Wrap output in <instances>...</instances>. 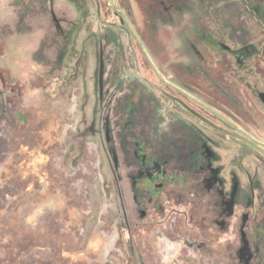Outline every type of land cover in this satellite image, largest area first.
Masks as SVG:
<instances>
[{
	"label": "rangeland",
	"instance_id": "rangeland-1",
	"mask_svg": "<svg viewBox=\"0 0 264 264\" xmlns=\"http://www.w3.org/2000/svg\"><path fill=\"white\" fill-rule=\"evenodd\" d=\"M138 2L0 0V264H264V157L177 107L153 72L264 150V0H186L196 38L187 16L146 28ZM189 39L207 76L185 71ZM155 106L198 146L160 134ZM133 134L157 153L153 175ZM176 160L193 175L173 189Z\"/></svg>",
	"mask_w": 264,
	"mask_h": 264
},
{
	"label": "trees",
	"instance_id": "trees-1",
	"mask_svg": "<svg viewBox=\"0 0 264 264\" xmlns=\"http://www.w3.org/2000/svg\"><path fill=\"white\" fill-rule=\"evenodd\" d=\"M245 7L250 10L252 8L251 5H249L246 0H242ZM262 3V2H261ZM138 6L140 7L141 12L143 13V20H144V25L145 27H150V26H162V27H173L174 25V21H173V15H179L182 16L184 18V20H186V16L191 20L190 22L187 23V25L189 24V27L191 29L192 35L193 37L196 38V30H197V25H196V19H195V15H197V11L195 10V7L193 4L186 2V0H144V2H138ZM124 12H127L126 9L127 7L125 5H122L120 7ZM250 12H253L252 9L250 10ZM135 40V39H134ZM135 44L136 46L139 48L142 57L144 58L145 62L147 63V65L149 66V68H151L153 70L152 65L150 64V62L148 61L146 55L143 52L142 47L140 46V44L135 40ZM195 42L192 40H182L180 41V43L178 44L182 49V55L181 56V60H182V64H184L185 67V71L188 74H194L195 72L198 73V76H207V73L204 69H202L199 66V61L196 59V55H197V50H195L194 47ZM177 45V46H178ZM178 46V48H179ZM154 75L155 77H157L159 79V83L155 84V85H161L163 88V91L168 94L169 96H172L180 101H182L184 104L191 106L187 103V99H189L188 95L185 94L180 87L184 88L185 90L189 91L191 94L195 95V91L189 87L188 85H186L184 82H180L179 80H176V84L179 85L177 86L176 84L173 83H167L165 82L154 70ZM201 74V75H200ZM212 83L214 84V82L212 81ZM215 85V84H214ZM143 93L148 96H154L152 94V92L150 91H143ZM140 95V93H139ZM191 99V98H190ZM193 101V100H192ZM195 102V101H194ZM196 103V102H195ZM136 106V103H134L133 101H131L128 106H126V108H128L129 106ZM175 105L179 108H181L177 103H175ZM125 108V109H126ZM153 114L155 116L152 117V120H154L155 122L159 123L160 128H164L163 132H160V134H162L163 136H170V137H174V138H178V137H184L185 135V139L186 141L188 140L189 143H191L194 146H198L196 145L197 142V138L195 136V134H193L191 131H183L180 129L183 128L182 125L179 124V116L173 114L170 109L168 110L167 108H165V106H155L154 110H153ZM199 114L201 116H205L203 113ZM125 117V116H124ZM207 120L211 121L208 117H205ZM126 119V123H127V118ZM123 121V119H122ZM123 123V122H121ZM221 127V126H220ZM126 129H130L126 128ZM184 129V128H183ZM168 130V131H167ZM131 137H136V139H138V145L134 148V151L131 153L132 157H137L140 161H146L145 162V167H146V171L147 174L149 175H153L152 173V168L153 166H155L157 164L156 161L157 160V153L156 151H154L153 147L151 145H147L146 141L144 140V136H139L138 134H133ZM191 140V141H190ZM200 149V147H199ZM130 151V150H129ZM132 151V149H131ZM201 151V149H200ZM153 157L155 159L154 160H148V158ZM135 162V161H133ZM137 163V162H136ZM136 163H134L136 165ZM167 166H169L170 164H166ZM165 165V166H166ZM164 167V165L162 166ZM169 172L167 174H164L165 177H172L173 179L168 182L166 181L168 187H171L173 189H178V188H183L186 185V181L193 175L191 170L189 168H186L184 163L179 162L178 160H176V165L173 168L168 169ZM182 182V186L179 185L178 182ZM199 185V189L201 192H205L204 189V185L202 183H198ZM162 188L164 187V185L161 186ZM149 188H154V185H152ZM198 190V189H196ZM197 193V192H196ZM257 223H255V228L257 227ZM260 228H262L260 226ZM243 232L246 234L247 236V230L246 228L244 229L242 227ZM264 230V228H263ZM252 241H254L255 243H257V247H258V251L261 253V255L264 256V231H258L255 232L254 235L252 236Z\"/></svg>",
	"mask_w": 264,
	"mask_h": 264
},
{
	"label": "water",
	"instance_id": "water-1",
	"mask_svg": "<svg viewBox=\"0 0 264 264\" xmlns=\"http://www.w3.org/2000/svg\"><path fill=\"white\" fill-rule=\"evenodd\" d=\"M141 46H142L143 50L145 51V47L143 45H141ZM163 79L165 80V82L170 83V81L166 77H163ZM165 96H167L169 99H171L172 101H174L178 105H180L186 112H188L190 115H192L198 121H200L202 124H205L206 126L210 127L211 129L217 131L220 134H223L226 137H229V138H232V139H235L237 141H240V142H243V143L247 144L248 146H250L251 148L256 150L258 153H260L264 157V150L262 148L258 147L252 141L248 140L247 138H245V137H243V136H241L239 134L224 130V129L214 125L212 122H210L209 120H207L206 118H204L203 116H201L200 114H198L197 112H195L194 110L189 108L182 101H180V100H178V99H176V98H174L172 96H169L168 94H165Z\"/></svg>",
	"mask_w": 264,
	"mask_h": 264
},
{
	"label": "flooded vegetation",
	"instance_id": "flooded-vegetation-1",
	"mask_svg": "<svg viewBox=\"0 0 264 264\" xmlns=\"http://www.w3.org/2000/svg\"><path fill=\"white\" fill-rule=\"evenodd\" d=\"M200 101V100H199ZM230 103V105H232L231 104V102H229ZM228 131V130H227ZM248 139V138H247ZM249 140V139H248ZM251 141V140H250ZM254 143V142H253ZM254 144H256L258 147H261V146H259V144H257V143H254ZM212 176H209L207 179H205V181L207 180V183L210 185V183L208 182V180L211 178ZM206 183V184H207ZM205 186V185H204ZM206 191L205 192H207V193H209V192H211V193H213L214 192V185H212L211 187H210V190L208 189H205ZM213 190V191H212Z\"/></svg>",
	"mask_w": 264,
	"mask_h": 264
}]
</instances>
